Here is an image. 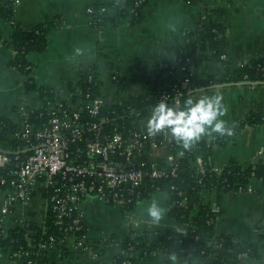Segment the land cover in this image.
I'll list each match as a JSON object with an SVG mask.
<instances>
[{
  "label": "crops",
  "instance_id": "1",
  "mask_svg": "<svg viewBox=\"0 0 264 264\" xmlns=\"http://www.w3.org/2000/svg\"><path fill=\"white\" fill-rule=\"evenodd\" d=\"M5 0H0L3 4ZM112 0H17L12 19L0 16V119L18 122L22 107L37 110L44 105L40 89L50 88L73 106L80 94L79 71L83 67H94L101 81L99 100L102 104H114L133 96L146 95L148 88L133 83L131 77L144 64L148 78L158 75L160 64L173 61L176 50L187 41L188 32L199 24L219 23L225 29L226 43L223 58L230 61L234 70L243 61L264 56V0H201L189 3L185 0H146L141 9V20L130 24L127 18L116 24L101 27L91 26L90 16L85 8L92 2ZM123 2V0H118ZM109 17L116 15L114 8H108ZM59 18L60 25L47 33V44L43 51L27 55L30 64L29 76L34 87L24 84L21 71L9 65L13 49L8 40L15 24L23 29L51 18ZM206 62L197 66L194 74L198 78L219 77V64L207 52ZM116 72L125 80V87L118 91L111 80ZM264 82V81H262ZM221 96V110L218 117L225 121V127L236 123L250 111L264 105V83L214 84L201 87L192 93L195 102L202 97ZM188 104L183 109L190 107ZM208 131L194 139L188 147L199 140H207ZM184 146V144H183ZM185 147V146H184ZM234 162L242 168L257 163L264 164V121L241 127L235 139L222 146H215L211 155L213 165ZM43 188L36 186L32 197L16 204L5 216L1 225L4 233L22 222L41 225L45 220L46 197ZM212 204L219 206L215 219V232L231 235L235 240L258 242L256 257L245 256L237 264H264V184L261 178L252 177L246 191H213ZM5 202V192L0 189V212ZM153 202L162 209L159 219L149 214ZM172 202L165 193L152 194L135 202L131 208L108 205L93 196L81 202L85 214L88 238H98L100 233L115 234L121 240L129 235L143 232H182L183 224L171 215ZM67 248V247H66ZM12 249L0 248V264H26L23 257L13 255ZM121 252V246H109L102 252L83 251L73 247H53L44 256L53 264H113L114 256ZM136 264H184L174 255L151 252ZM190 264H200L196 261Z\"/></svg>",
  "mask_w": 264,
  "mask_h": 264
},
{
  "label": "trees",
  "instance_id": "2",
  "mask_svg": "<svg viewBox=\"0 0 264 264\" xmlns=\"http://www.w3.org/2000/svg\"><path fill=\"white\" fill-rule=\"evenodd\" d=\"M17 0H5L0 4V16L12 19L13 8ZM189 3H199L201 0H185ZM146 0H112L110 2H92L86 6L85 11L90 16L91 26L101 27L105 24H116L119 20L127 18L130 24L141 20V9ZM108 8H114L116 15L109 17ZM59 18L45 19L28 29L21 28L18 24L13 27L12 34L8 40L14 54L9 65L18 69L24 75L26 88H33L34 83L29 76L30 66L27 55L32 52L43 51L46 47L47 33L50 29L59 26ZM226 43L225 29L219 23L199 24L192 32H188L187 41L176 50L173 61L160 64L157 76L151 82L148 71L144 64L139 65V72L133 74L131 81L148 88L149 92L142 96H133L128 100H122L114 104L104 103L99 110L101 114L109 117V122L118 124H129L137 122L140 117L154 110L158 104L165 102L167 105L175 96V91L180 90V101L182 108L188 105L192 93L201 87H210L214 84L236 83L240 81L255 82L264 81V56L247 60L244 65H238L236 69H230V61L223 58ZM209 52L212 58L219 64V77L198 78L194 74L197 66L204 64ZM31 67V66H30ZM80 81L78 83L80 94L72 99L86 100L99 97L101 94V81L98 79L95 68L83 67L79 71ZM117 74V73H116ZM91 75V79H88ZM246 76V77H245ZM118 91L125 87V80L117 74ZM161 88V92L158 89ZM40 93L44 104L47 101H55L60 98L56 90L41 88ZM59 96V97H58ZM57 98V99H56ZM80 100V101H81ZM43 108V107H42ZM33 122H37L36 113L31 114ZM264 121V105L258 106L250 111L245 117L225 128H231L232 133L223 135L213 131L207 140H199L193 147H184L180 141V148L167 147L159 152L156 162L159 166L167 165L165 156L167 153L175 154V162L178 167V175L174 178L160 180L156 186L169 195L174 210L171 211L177 220L182 222L183 231H154L143 232L140 235H129L121 240L115 234H102L98 238H88L95 244H101L98 252H102L111 245H120L125 253H117L113 258V264H136L151 252H159L165 255H174L182 260L196 261L200 264H237L245 256L256 257L260 244L258 242H246L235 240L231 235L218 234L215 232V219L217 212L211 210L210 203H205L201 196V190L216 187L217 191L224 192L230 189L246 191L249 180L252 177L261 178L264 184V164L257 163L242 168L234 162H229L225 170L219 176L213 173L211 155L215 146H222L235 139L236 132L245 125H255ZM19 126L18 122L8 119H0V145L17 148L22 141L12 137V132ZM164 156V158H163ZM199 159L197 166H192L195 159ZM204 166L206 172L202 174L199 167ZM178 192L186 197L184 207H179L175 201L180 199ZM143 198L149 197L147 192L142 194ZM133 204L130 205V207ZM50 202L46 204L45 220L41 225L22 222L10 231L4 233L0 226V248L12 249L20 253L27 249L31 255L30 264H53L39 250L44 243H56V237L72 232H61L54 224L53 214L49 208ZM86 231V225L79 233ZM66 247L62 248L65 252Z\"/></svg>",
  "mask_w": 264,
  "mask_h": 264
},
{
  "label": "built area",
  "instance_id": "3",
  "mask_svg": "<svg viewBox=\"0 0 264 264\" xmlns=\"http://www.w3.org/2000/svg\"><path fill=\"white\" fill-rule=\"evenodd\" d=\"M111 80L117 81L116 72L111 73ZM180 95L177 89L168 106L180 110ZM88 97L86 94V100L79 99L77 106L60 97L47 101L37 110L21 107L18 110L19 126L13 130L12 137L22 141V145L17 148L0 145V189L5 192L0 226L12 208L30 199L39 185L43 188L46 204L50 202L54 224L61 232H72L69 237L57 236L55 244H42L39 250L43 253L53 247L98 251L101 244L87 242L86 231L79 233L86 224L81 202L87 196L129 209L131 204L143 199L144 192L149 196L160 192L166 194L156 183L178 175L174 153L166 154L167 165L159 166L156 162L157 155L153 152L167 147L179 149L181 140L170 126L150 131L149 120L154 110H149L137 122L111 123L99 110L102 105L99 97ZM33 113H36L37 122L30 120ZM198 162L199 159H195L192 166H197ZM225 166L212 165L210 170L219 176ZM199 171L204 174L206 168L201 166ZM215 190L214 186L205 188L200 194L205 203H210L211 210L218 212L219 206L209 200ZM230 191L241 192L234 188ZM178 195L180 199L175 204L184 207L186 197L181 192ZM121 252L125 253L122 248ZM12 254L23 257L26 264H30L29 250L13 251ZM183 261L184 264L191 263L186 259Z\"/></svg>",
  "mask_w": 264,
  "mask_h": 264
},
{
  "label": "clouds",
  "instance_id": "4",
  "mask_svg": "<svg viewBox=\"0 0 264 264\" xmlns=\"http://www.w3.org/2000/svg\"><path fill=\"white\" fill-rule=\"evenodd\" d=\"M221 96L202 97L195 102L191 99L187 102L191 106L186 109H174L165 102L156 106L153 115L149 120V129L159 130L165 126H170L175 136L182 140L185 147H188L194 139H198L201 134L208 131L207 126H211L212 131L227 133L231 135L232 129L225 128V121L218 119L223 114L221 110ZM149 214L159 219L162 209L153 202L148 209Z\"/></svg>",
  "mask_w": 264,
  "mask_h": 264
},
{
  "label": "water",
  "instance_id": "5",
  "mask_svg": "<svg viewBox=\"0 0 264 264\" xmlns=\"http://www.w3.org/2000/svg\"><path fill=\"white\" fill-rule=\"evenodd\" d=\"M247 83H249V84H255V83H264V82H247ZM174 210V207L172 206L171 208H170V211H173Z\"/></svg>",
  "mask_w": 264,
  "mask_h": 264
},
{
  "label": "rangeland",
  "instance_id": "6",
  "mask_svg": "<svg viewBox=\"0 0 264 264\" xmlns=\"http://www.w3.org/2000/svg\"><path fill=\"white\" fill-rule=\"evenodd\" d=\"M44 198H45V196H44Z\"/></svg>",
  "mask_w": 264,
  "mask_h": 264
}]
</instances>
